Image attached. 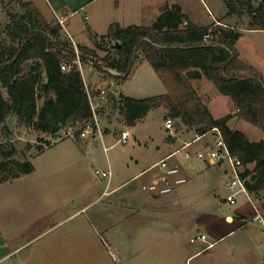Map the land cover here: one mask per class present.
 Here are the masks:
<instances>
[{
  "label": "crops",
  "instance_id": "crops-1",
  "mask_svg": "<svg viewBox=\"0 0 264 264\" xmlns=\"http://www.w3.org/2000/svg\"><path fill=\"white\" fill-rule=\"evenodd\" d=\"M26 1H32L44 15L40 4L38 5V0ZM95 1L43 0L49 8L52 7L53 11L63 14L57 18L60 22L61 19L63 20L61 22L63 31L66 35L70 34L69 38L75 46H77L76 34L71 32L65 23L70 20V16L79 11L85 12L87 25L93 32L100 33L99 35L106 34L113 22H118L123 27L130 24L150 25L161 14L163 6L174 4H180L182 10L197 24L211 25L215 21L225 24L220 21L222 19H216L214 13H208L210 20H197L195 18L197 15L192 14L190 8H187V0H109L93 5ZM259 32H264V30L250 28L242 30V34ZM236 47L239 56L243 59L240 49L237 45ZM138 52H141L140 56L137 55ZM137 62L139 63L136 64ZM146 64L151 65L145 54L140 50L137 51L131 66L132 73L129 74L128 79L133 73L136 74L141 65L146 66ZM149 70L147 69L149 73L148 88L153 83L159 91L157 94L166 93L167 88L154 68L155 73L149 72ZM192 70L195 71V69ZM82 74L93 98V105L97 116H99L100 128L85 137H67L47 148L62 144L65 140H72L67 152L59 159V170L70 164H77L88 157L91 148H93L94 139H101V144L104 145V135H110L113 133V129L115 130L119 125L125 127L123 130L129 129L130 125L125 122L119 106L122 104L123 96L145 97L125 92V82L128 79L107 75L99 68L85 65ZM190 82L198 93L200 83L204 82L208 86L210 91L204 90L199 94L215 118H222L235 112L233 101L225 99V94L218 90L214 91L211 80L205 76H195L190 78ZM102 88H107L108 96L101 95ZM223 105H228L227 110L222 113L216 112ZM157 109L162 110L165 118L167 111L164 108ZM105 113L117 114V117L121 119L120 123L119 121L107 123L108 117L104 116ZM166 119H164L165 126ZM241 120L244 119L234 115L229 119L228 124L234 129H239L236 125ZM101 121H103V125H101ZM135 125H131V127ZM189 128L192 130L188 140H183L182 135L173 130L169 131V134L174 139L173 137L171 141L166 139L168 142L166 153L161 158L177 151L171 158V162L180 165L189 177V185H186L187 182L167 195H152L142 188V184L151 181L155 173L138 186H131L129 183L137 176L145 175L149 168L161 158L120 183L110 182L112 176L105 185L74 182L64 199L61 195H65L63 192L66 186L60 185L64 191L57 190L56 184L50 181V171H38L39 166L35 162H33L34 170L32 172L1 182L0 264H126L129 258L135 257L140 251L144 254L150 253L159 260L162 259L161 262H166L168 254L170 257L172 255L174 257L172 264H178L177 254L181 251V249H177L180 233L185 229L194 228L197 234L199 231L197 229L200 227L205 231L202 233L207 234L210 246L224 237L233 236L240 230V227L244 231L236 247L228 252L210 251L213 247L208 246L205 241L197 240L207 244L192 251L187 257V261L194 256L198 258L207 254L196 264H264V228L261 223L258 221L255 227L248 224L251 218H247V209L243 205L240 206L241 210H238L236 215L226 212L224 209L230 204L236 203L238 195L244 193L256 212L253 218L262 212L254 199L249 198L245 192H239L234 203L227 202L226 196L231 194L232 189L227 186V183L224 186L220 182L224 179L223 183H225V180L229 179L227 163L212 164L194 156L186 158L183 154L184 151L180 152L184 143L192 141L196 137L195 128ZM166 129H168L167 126ZM130 132L132 135V130ZM210 133L215 134L214 139L217 137V132L211 130L192 142L188 149L194 153L213 143L214 139L208 137ZM245 134L248 136L246 132ZM248 138L253 140L249 136ZM177 142L180 143V146L173 149L171 146ZM47 149L35 153L33 161L45 154ZM191 172H195L196 176L190 180ZM225 175H227L226 179ZM213 188L217 189L216 194H220L219 196L213 195L214 192H212L209 197L203 194V198L199 200L200 197L197 193H193L199 189L211 191ZM222 191H224L223 194ZM201 216L204 220L199 223ZM232 216L239 217L244 220V223L240 226L232 224L227 227L226 225L219 227V224L227 223L226 219L233 220ZM193 221H195L194 224ZM168 239L169 245L166 243Z\"/></svg>",
  "mask_w": 264,
  "mask_h": 264
},
{
  "label": "trees",
  "instance_id": "trees-1",
  "mask_svg": "<svg viewBox=\"0 0 264 264\" xmlns=\"http://www.w3.org/2000/svg\"><path fill=\"white\" fill-rule=\"evenodd\" d=\"M224 1L229 15L238 13L242 7L248 12L251 26L246 28L264 30V0ZM18 2L26 8V13L13 25H7L10 41L0 35L1 135L9 137L13 132L9 122L13 117L20 126L38 125L52 133L74 124L77 137L94 113L82 72L75 67L62 68L64 62L76 57L75 46L67 35H60L63 33L60 21L44 18L32 1ZM89 32L94 47L76 46L84 61L87 54L96 56L97 48L106 50L107 39H112L119 54L108 67L121 73H110L96 63L99 70L118 78L128 77L135 54L140 50L167 88L166 93L142 98L123 96L119 106L128 125H135L152 109L164 108L167 118L180 119L198 134L217 127L231 153L242 161L241 177L251 196L264 194V139L250 140L244 131L228 124L236 115L264 131V78L239 56L236 42L242 30L216 22L197 24L180 4H174L163 6L150 25L123 27L113 22L106 34L99 35L90 28ZM195 76H205L214 82L219 92L232 99L235 112L215 118L190 82ZM31 147L28 145L29 150ZM45 149L38 145L36 153ZM15 152L16 148L12 147L6 155ZM33 156L31 152L25 154L17 162L16 174L0 177V183L32 172Z\"/></svg>",
  "mask_w": 264,
  "mask_h": 264
},
{
  "label": "rangeland",
  "instance_id": "rangeland-1",
  "mask_svg": "<svg viewBox=\"0 0 264 264\" xmlns=\"http://www.w3.org/2000/svg\"><path fill=\"white\" fill-rule=\"evenodd\" d=\"M103 1L109 0H96L95 2H93V5H96ZM38 2V5L40 4L44 12V18H46L47 20L49 19L59 21L58 18L63 15L62 13L53 11L52 7L49 8L47 4L43 2V0H38ZM258 3L259 1L256 2V4ZM187 8H190L192 14L197 15L195 18L200 21L210 20V15H208V13H214L216 19H222L225 25L234 27L235 29L243 30L244 28L251 26V17L243 7L240 8V11L238 13L229 15L227 13V6L225 5L224 0H187ZM24 13H26V8L23 7L18 2V0H0V35L6 37L7 41L11 40L10 37L7 36V25H13L14 21L21 19V16ZM65 24L66 26H68L67 28L71 30V32H74V34H76L75 40L77 44L81 43L83 45L94 46V40L90 35L89 26L87 25V22L85 20L84 11H79L74 15L70 16V20L67 21ZM98 30L101 31L102 29ZM62 34H65V32H61L60 35L62 36ZM67 35L68 37H70L69 33ZM70 41L72 42L71 39ZM72 43L74 44V42ZM115 43V40L107 39L105 43V45H107L106 50L99 48L96 49L97 54L95 57L99 63L105 66H109L108 63L111 61V59L113 57H117L119 52L117 47L115 46ZM236 45L241 51V56L243 57V60L249 63L250 65L254 66L256 69H258L264 74V32L244 33L237 40ZM140 53L141 52H138L137 55L140 56ZM138 63L139 62H137L136 64ZM147 69H150L149 72L153 71V73H155L151 65L146 64V66L141 65L137 70L136 74L133 73V75L129 79L128 77H125V79H128L125 82V92L145 97L159 93L157 87L154 86L153 83L151 84V87L148 88L149 73ZM131 73L132 72L130 71V75ZM212 85L214 87V91L215 89L218 90L214 82H212ZM198 87L199 93H202V91L204 90H206L207 92L210 91L208 86L204 84V82L200 83ZM224 97H226L225 99H231L225 95ZM227 106L228 105L221 106L216 112L222 113L223 111L227 110ZM104 116L108 117V121L105 120L107 123H116L118 121L120 123L121 121V119L117 117V114L114 113H105ZM164 119H166V117L164 118L162 110L157 108L151 110L149 114L146 115V117H144L143 119L139 120L135 126L128 127L130 130H132V135L130 136L128 142L117 141L119 135L121 134V131L123 130V128H125L119 125L115 130L113 129V133H111L110 135H104V145L106 148H104V145L101 144V139H94L92 144L93 148H91L89 154L87 153L88 157H85V159L82 160L83 162L81 161L77 164H70L62 170L58 169V163L60 162L59 159L63 156V154L67 152L70 143H72V140H65L62 144L60 143L57 146L51 147L49 149L47 148L49 144H52L54 138L59 137L61 134H63L65 128L60 129L55 133H52L41 129L38 125L31 127L23 125L20 126L17 123V120L14 119V122L10 123L13 132L10 134L9 137L2 136L0 132V139L2 141V145H0V162H3L0 164V177H7L12 174H16L18 170L17 162L22 161L24 159L25 154L27 153L31 152L32 154H35L37 146L42 145L44 148L47 149V151H45V154L39 156V158H37L35 161H33L34 158H32V161L38 164V171H50V181L56 184L57 190L64 191L60 188V185L66 186V189L63 192V194L65 195H61L63 199L67 196L69 191L68 189H71L73 185L72 183L74 182H85L87 185L107 184L109 177H104L102 174L97 173V170L107 171L111 169L113 175H111L112 177L110 182H113V184L120 183L134 175L142 168L150 166L152 163L159 160L166 153V147L168 145L166 139L171 141L173 136L169 134V131L171 130L166 129ZM173 121L174 129L172 130L175 133H180L183 137V140L190 139V132L192 129L183 124L180 119L175 118ZM101 122V125H103V121ZM104 125L107 124L104 123ZM236 126H238L239 129L244 130V132H246L248 136L253 140H261L264 138L263 129L248 122L247 120L245 121V119L241 120L240 123ZM214 135L215 134L210 133L208 137L214 139ZM91 139L93 138L91 137ZM28 145L32 146L30 150L28 149ZM179 146L180 143L177 142L171 147L173 149H176ZM12 147L16 148V152L12 155L7 156L6 154L8 153V151L11 150ZM181 151H184V148L181 149L180 152ZM81 167L83 168L81 169ZM156 171V168L149 170L145 173V175L137 176L135 179L129 181V183L131 186H138L140 183L142 184L143 182L147 181ZM195 176V172H191L190 180L192 178H195ZM226 176L227 175H225V179ZM226 181L227 180H225V183H223V179L220 182L225 186L227 183ZM186 185H189V182ZM216 190L217 189L214 188L211 191L199 189L197 191H194L193 193H197L198 197H200L199 200H201L203 198V194H206L209 197L212 195V192H214L213 195L219 196L220 194H216ZM223 193L224 191H222V194ZM263 196L264 194H261V197L252 194L253 199L255 200L257 206L260 208V211L264 215ZM227 197L228 195L226 196V199ZM237 200L238 201L236 203L230 204L224 210L226 212H230L236 215L237 211L241 210L240 206L243 205L247 209V218H251V222L248 224L254 225L255 227V225H257L258 223L257 220L254 221L253 219V216L256 214V212L253 207L249 204L245 194L240 193L238 195ZM202 217L203 216H201V219L198 221L199 223L204 220ZM228 219L229 220L226 219V222L230 224H219V227H222L224 225H226L227 227L231 226L232 224H234L235 226H240L244 223V220L239 219V217L231 218L233 220H230V218ZM194 223L195 221H193V224ZM197 230H199L198 233H202L204 231L201 227ZM243 231L244 230H242V227H240V230L233 236L224 237L214 245L210 246L213 247L210 251L223 250L225 252H228L231 249L235 248ZM195 234L196 230L194 228L185 229L180 233V241L179 245L177 246V249H181L180 253L177 254L178 264H196L199 260L204 259L205 255H207L204 254L203 256H200L198 258H195L194 256L188 261L186 260L192 251L200 248L201 246L206 245L207 243H210V240L207 243H202L201 241L192 242L191 238H193ZM166 243L169 245V239ZM161 260H159L155 256H152L150 253L144 254L140 251L135 257L129 258L126 264L174 263V257H172V255L170 257L169 254L166 256V262H161Z\"/></svg>",
  "mask_w": 264,
  "mask_h": 264
},
{
  "label": "built area",
  "instance_id": "built-area-1",
  "mask_svg": "<svg viewBox=\"0 0 264 264\" xmlns=\"http://www.w3.org/2000/svg\"><path fill=\"white\" fill-rule=\"evenodd\" d=\"M61 22L63 20L61 19ZM75 54L76 57L72 59L70 62H64L62 65V68L64 70H70L72 67L78 68L82 73L85 68V65H90L91 67L98 68V65H102L99 63L96 59V57L92 54H87V59L84 61L81 57L80 51L75 46ZM97 61V62H96ZM98 63V65L96 64ZM102 69L109 71L113 74H120L121 72L109 68L108 66L102 65ZM90 100L92 103L93 108V117L91 120L87 121L84 126L81 128L80 137H85L89 135L90 133L94 132L96 129L99 130V118L97 116V113L95 111V106L93 105V98L91 97V93L88 89ZM101 95L102 96H108L107 88L101 89ZM173 118H167L166 119V126L168 129H173L174 124ZM217 132V137L214 139L213 143L210 145L205 146L204 148L192 153L191 150L188 149V147L191 146L192 142L200 139L207 133L203 134H196V137L189 142L184 143V156L186 158H190L192 156L196 157L199 160L207 161L212 164L216 163H227L229 166V179L227 181V186L232 189L231 194L227 197L228 203H234L237 198V194L239 192H245L249 198H251V194L246 188L245 180L241 177V171H242V161L241 159L232 154L229 150L220 130L216 127L213 128ZM76 131L77 128L74 124H68L67 127H65L63 134H61L59 137H56L53 139L52 144H56L59 141L67 138V137H76ZM131 135V132L129 129H124L121 131V134L119 135L118 142H128L129 137ZM106 148V147H105ZM177 151L161 158L159 161L154 163L149 170L157 169L155 172V176L151 181H148L146 183L142 184V188L152 195H158L163 196L170 193H173L177 187L185 184L188 182L189 177L184 172L182 167L176 163L171 162V158L176 154ZM97 173L102 174L104 177H111L112 171L111 170H105V171H99L97 170ZM254 221L257 220L261 223V225L264 228V216L259 213L254 218ZM251 222V221H250ZM202 240L205 242H208V237L206 233H198L193 238H191L192 242H195L197 240ZM211 243H208V246H210Z\"/></svg>",
  "mask_w": 264,
  "mask_h": 264
},
{
  "label": "water",
  "instance_id": "water-1",
  "mask_svg": "<svg viewBox=\"0 0 264 264\" xmlns=\"http://www.w3.org/2000/svg\"><path fill=\"white\" fill-rule=\"evenodd\" d=\"M9 122H10V123H13V122H14V118H13V117H10V118H9Z\"/></svg>",
  "mask_w": 264,
  "mask_h": 264
}]
</instances>
